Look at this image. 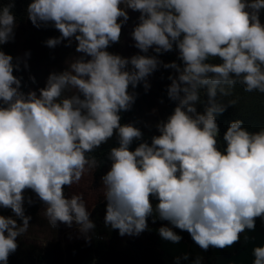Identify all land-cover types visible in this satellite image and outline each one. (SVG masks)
Segmentation results:
<instances>
[{
	"label": "clouds",
	"instance_id": "obj_1",
	"mask_svg": "<svg viewBox=\"0 0 264 264\" xmlns=\"http://www.w3.org/2000/svg\"><path fill=\"white\" fill-rule=\"evenodd\" d=\"M14 7L15 0L0 4V45L15 38ZM128 9L140 13L131 32L140 52L123 57L108 47L119 42ZM261 10L264 0H30L32 24L51 23L60 33L47 46L74 38L83 55L51 72L38 92H24L14 74L20 58L14 63L0 49V207L14 214L0 215V264H8L29 228L26 189L43 202L52 228L75 223L91 239L96 225L87 203L64 189L98 166L88 154L114 135L118 146L108 152L111 167L101 177L105 226L139 235L149 217L159 218L171 225L158 228L162 239L179 242L178 228L204 250L231 246L254 229L256 218H264V127L250 131L235 119L221 147L216 116L228 105L216 97L230 96L237 84L264 93ZM174 48L180 62H164L161 55ZM161 66L174 70L167 95L176 106L157 122L159 134L149 143L135 123H121L120 113L135 102L130 86L144 81L147 89L146 78ZM202 93L208 104L198 111ZM134 141L142 142L132 150ZM253 255V264H264V245Z\"/></svg>",
	"mask_w": 264,
	"mask_h": 264
},
{
	"label": "trees",
	"instance_id": "obj_2",
	"mask_svg": "<svg viewBox=\"0 0 264 264\" xmlns=\"http://www.w3.org/2000/svg\"><path fill=\"white\" fill-rule=\"evenodd\" d=\"M7 0H0V4L6 3ZM30 0H15L13 12L16 16L17 25L15 28V38L6 44L0 45V49L13 56V62L20 58V69L14 70V74L22 78V90H39L44 87L49 74L53 71H63L71 56L72 50L75 49L73 42L69 45L67 40L62 41L55 47H48L46 40L50 37L60 35L59 31L49 23L48 25L36 27L28 19L26 8ZM140 15V13H139ZM260 17L264 22V10H261ZM22 37L24 53L20 55L17 50L16 38ZM120 41V40H119ZM120 45H117L119 47ZM112 53H123L111 49ZM30 52V56L25 57V53ZM140 50H137L139 53ZM153 54L151 49L150 53ZM164 62H170L178 59V51L173 50L164 53L160 57ZM27 61V67L24 61ZM214 62H219L215 60ZM131 67V65H129ZM172 69H165L163 66L150 74L146 80L150 87L145 88L144 81L129 91L136 94V99L128 111H122L121 123H135L143 132V140L151 143V138L158 135L156 124L158 121L165 120L173 111L176 102L170 100L167 95V86L171 83L168 76L173 73ZM35 78V80L32 79ZM218 102L227 104L226 110L216 116L220 129V145L224 147L223 134L227 130L229 123L235 119H242L244 126L250 131H257L264 127V93L258 91L246 92L243 86L237 84L228 97H221L219 93L216 97ZM235 100V104H229L228 101ZM208 104L206 93L201 95V103L197 105L198 111H203ZM142 141H134L130 146L132 150ZM118 146V138L114 135L110 140L102 144L100 148L95 149L88 155L94 156L98 166L93 169L96 182H101V177L111 167V161L108 159V152L111 147ZM158 201L152 200L153 205ZM25 213L29 212L30 205H26ZM37 209V206H36ZM0 215L12 216L10 208L0 207ZM160 227L170 223L168 221L156 218H148V225ZM174 230L181 235L182 241L194 242L187 231H181L178 228ZM248 230V229H245ZM264 240V218L257 217L255 228L253 229ZM18 247L15 252L11 253L8 258V264H165L160 238L157 234H150L145 237L139 235H120L118 230L111 229L107 239L87 240L72 239L62 244L58 236H55L52 242L45 246H39L27 240L23 236L17 237ZM210 252V247L206 250ZM211 264V263H210Z\"/></svg>",
	"mask_w": 264,
	"mask_h": 264
},
{
	"label": "rangeland",
	"instance_id": "obj_3",
	"mask_svg": "<svg viewBox=\"0 0 264 264\" xmlns=\"http://www.w3.org/2000/svg\"><path fill=\"white\" fill-rule=\"evenodd\" d=\"M129 19L122 25L121 38L119 42L112 43L108 47V51H112V47L123 53L125 56H133L137 54L135 41L131 36L134 26L139 22V12L128 9ZM22 37L16 38L17 50L20 55L24 53ZM75 47L72 50L70 60L64 64V68L69 66V62L83 55L76 51L77 42L72 40ZM117 45H120L117 47ZM65 194L70 196L73 193L81 194L87 203L90 211V219L96 225L95 229L90 233V240L107 239L111 233V228L105 226L104 218L106 214V203L104 199L101 182L95 180L93 169L86 172L78 184H73L71 187L65 186ZM25 204L30 205V210L27 215L31 217L29 228L25 233L27 240L36 243L39 246H45L52 242L55 236H58L62 244L72 239H86L82 236L75 223L69 227L65 223L58 222L56 228H52L46 218L43 216L44 204L31 189L24 191ZM28 198H31L33 203H28ZM37 206V209H36ZM26 214V213H25ZM159 228V227H158ZM158 228L154 225H149V228L141 233L142 236L157 234L160 238L162 257L165 264H192V261L197 257L202 259V264H253L254 255L253 249L255 246L264 245V240L256 233L255 230H245L240 234V239L224 248H216L210 246V252L200 248L195 242H187L180 240L179 242H171L162 239L158 233ZM187 254V259L185 255ZM177 258L179 260L177 261Z\"/></svg>",
	"mask_w": 264,
	"mask_h": 264
}]
</instances>
